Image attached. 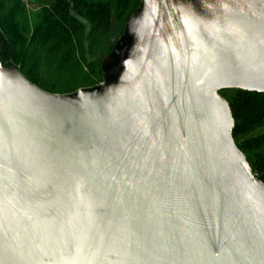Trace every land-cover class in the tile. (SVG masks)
I'll return each instance as SVG.
<instances>
[{"label":"water","instance_id":"1","mask_svg":"<svg viewBox=\"0 0 264 264\" xmlns=\"http://www.w3.org/2000/svg\"><path fill=\"white\" fill-rule=\"evenodd\" d=\"M100 68L59 95L0 62V264H264L220 95L264 94V0H141Z\"/></svg>","mask_w":264,"mask_h":264},{"label":"trees","instance_id":"2","mask_svg":"<svg viewBox=\"0 0 264 264\" xmlns=\"http://www.w3.org/2000/svg\"><path fill=\"white\" fill-rule=\"evenodd\" d=\"M5 1L11 3V7L5 12L4 2L0 3L1 64L18 69L27 81L45 92L59 95L71 94L79 89L71 87L73 84L69 81L66 83L71 84L62 93L57 92V84L44 87V80L48 77L46 71L50 70V74L54 75V69L58 68L63 73L73 63L77 72L74 75H78L75 83L82 88L102 84L101 62L86 74L84 70L82 73L79 71L82 61L90 55L91 40L99 34L109 39L113 31L123 29L141 2L38 0L40 4L34 24L29 25L27 6L21 0ZM115 34L119 39L123 32ZM60 79L64 82L62 77ZM228 91H222L220 95ZM225 99L235 122L234 141L247 158L255 177L264 184V94L232 90Z\"/></svg>","mask_w":264,"mask_h":264},{"label":"rangeland","instance_id":"3","mask_svg":"<svg viewBox=\"0 0 264 264\" xmlns=\"http://www.w3.org/2000/svg\"><path fill=\"white\" fill-rule=\"evenodd\" d=\"M94 2H107L109 0H92ZM4 2L5 4V12L11 7V3H8L6 2L5 0H0V3ZM30 2L31 0H29V3L27 5V8H26V17H28V20L30 21L29 25H33L34 24V16L35 14L37 13L38 9H39V2L37 0V3L35 2L34 4H31L30 5ZM4 12V13H5ZM118 40V39H117ZM92 47L90 49V52H89V56L88 58H86V61H82L83 62V66L81 68H79L82 73L86 74L88 72V70L93 67V66H97L98 64H100L99 62L100 61H97L96 62H90L88 60H91V59H94L96 58L97 54H98V50H102L103 47H107L106 45H108V42H109V39H108V36H104V35H97L94 39L92 38ZM112 50V49H111ZM109 49H103L104 51V56H108L110 51ZM104 57V58H105ZM54 75H51L52 72L50 70L46 71L47 74H48V77L45 78V83H43L44 87H47V88H50L53 84H57L58 86V89H57V92L58 93H62L64 92L66 89H67V85L68 84H73L71 85V87H73L74 89L78 90V89H83L81 87V85H78V83H75V80L77 81L78 80V75H74V72L75 71V65L73 63H71V65L69 67H67L65 69V72L61 73L58 68H55L54 69ZM51 73V74H50ZM77 74V72H76ZM50 76H52V78H50ZM65 76V77H63ZM62 77V81L64 82H60V78ZM70 79H72L73 81H71ZM47 81V83H46ZM67 81L71 82V83H66ZM61 84H63L64 86H62ZM231 91L232 90H229L226 94H222V97L225 98L227 95L231 94Z\"/></svg>","mask_w":264,"mask_h":264},{"label":"flooded vegetation","instance_id":"4","mask_svg":"<svg viewBox=\"0 0 264 264\" xmlns=\"http://www.w3.org/2000/svg\"><path fill=\"white\" fill-rule=\"evenodd\" d=\"M124 27H125V26H124ZM124 27H123V29L120 28V30H118V31H113V32H112V34H111V36H110V38H109L108 45H106L107 47H103L104 50H105V49H109V50H110V49H113V46L115 45V43H116V41H117V36H116L115 33H122V32L124 31ZM103 49H102V50H98V54H97L96 58L91 59V60H89V61H90V62H96V60H97V61L102 62L103 58L105 57V56H104V51H103Z\"/></svg>","mask_w":264,"mask_h":264},{"label":"built area","instance_id":"5","mask_svg":"<svg viewBox=\"0 0 264 264\" xmlns=\"http://www.w3.org/2000/svg\"><path fill=\"white\" fill-rule=\"evenodd\" d=\"M23 4H25L26 6L28 5L29 3V0H21Z\"/></svg>","mask_w":264,"mask_h":264},{"label":"crops","instance_id":"6","mask_svg":"<svg viewBox=\"0 0 264 264\" xmlns=\"http://www.w3.org/2000/svg\"><path fill=\"white\" fill-rule=\"evenodd\" d=\"M31 3L34 4L35 3V0H31Z\"/></svg>","mask_w":264,"mask_h":264}]
</instances>
